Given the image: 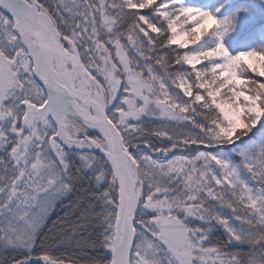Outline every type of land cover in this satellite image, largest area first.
Listing matches in <instances>:
<instances>
[{
  "label": "snow or ice",
  "instance_id": "obj_1",
  "mask_svg": "<svg viewBox=\"0 0 264 264\" xmlns=\"http://www.w3.org/2000/svg\"><path fill=\"white\" fill-rule=\"evenodd\" d=\"M231 9L0 0V264H264V42L230 51Z\"/></svg>",
  "mask_w": 264,
  "mask_h": 264
},
{
  "label": "trees",
  "instance_id": "obj_2",
  "mask_svg": "<svg viewBox=\"0 0 264 264\" xmlns=\"http://www.w3.org/2000/svg\"><path fill=\"white\" fill-rule=\"evenodd\" d=\"M264 0H231L232 11L238 7L248 8L247 14L253 18V24L250 26V35L241 37L245 39L248 47L255 45L258 42H264Z\"/></svg>",
  "mask_w": 264,
  "mask_h": 264
},
{
  "label": "rangeland",
  "instance_id": "obj_3",
  "mask_svg": "<svg viewBox=\"0 0 264 264\" xmlns=\"http://www.w3.org/2000/svg\"><path fill=\"white\" fill-rule=\"evenodd\" d=\"M261 3H264L261 2ZM264 7V6H263ZM253 18H250L247 14H241L237 22V29L230 36L225 38V45L230 51L234 49L239 50V47L247 46L248 44L245 39H241L246 35H250V26L254 23ZM234 54V52H233Z\"/></svg>",
  "mask_w": 264,
  "mask_h": 264
}]
</instances>
